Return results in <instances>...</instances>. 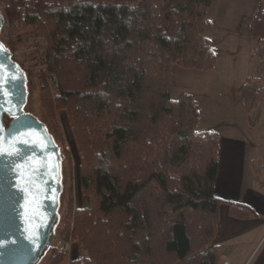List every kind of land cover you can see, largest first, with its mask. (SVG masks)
I'll return each mask as SVG.
<instances>
[{
	"label": "trees",
	"instance_id": "16d2710c",
	"mask_svg": "<svg viewBox=\"0 0 264 264\" xmlns=\"http://www.w3.org/2000/svg\"><path fill=\"white\" fill-rule=\"evenodd\" d=\"M211 3L4 0L8 49L29 29L47 43L46 70L26 72L38 79L46 120L65 110L80 154L82 206L70 189L60 232L78 240L71 264L220 263V137L198 129L191 93L170 95L173 65L208 71L217 63L206 35ZM250 33L252 56L264 58L262 2ZM242 90L248 113L264 104L258 79L248 77ZM226 204L236 218L254 213ZM66 256L58 247L45 264H65Z\"/></svg>",
	"mask_w": 264,
	"mask_h": 264
},
{
	"label": "crops",
	"instance_id": "0c3cea01",
	"mask_svg": "<svg viewBox=\"0 0 264 264\" xmlns=\"http://www.w3.org/2000/svg\"><path fill=\"white\" fill-rule=\"evenodd\" d=\"M250 2L212 0L206 35L218 53L217 63L208 71L173 65L170 87V95L175 97V78L183 76V86L174 87L178 88L175 95L191 93L200 105L198 129L219 134L215 194L224 203L220 206L214 244L221 249L220 262L229 260L232 264H264V121L260 119L264 116L257 111L255 119L250 120L242 90L248 77H257L252 58L256 43L250 33V21L259 0ZM228 7H241L242 17H236L232 10L228 15ZM213 9L217 20L210 18ZM239 22H244L242 28L232 26ZM242 30L246 36L240 41L247 50L241 51V59L236 57L240 51L234 47L233 36ZM216 31L219 36L215 37ZM226 202L247 205L254 213L246 219L236 218L230 215Z\"/></svg>",
	"mask_w": 264,
	"mask_h": 264
},
{
	"label": "water",
	"instance_id": "95a60500",
	"mask_svg": "<svg viewBox=\"0 0 264 264\" xmlns=\"http://www.w3.org/2000/svg\"><path fill=\"white\" fill-rule=\"evenodd\" d=\"M3 27L0 13V264H38L58 222L61 154L25 110L27 77L1 40Z\"/></svg>",
	"mask_w": 264,
	"mask_h": 264
},
{
	"label": "rangeland",
	"instance_id": "374dc122",
	"mask_svg": "<svg viewBox=\"0 0 264 264\" xmlns=\"http://www.w3.org/2000/svg\"><path fill=\"white\" fill-rule=\"evenodd\" d=\"M225 1H232V0H225ZM238 1L240 4L242 2L249 3L250 0H234ZM245 1V2H244ZM263 4L264 0H259V3ZM251 3V2H250ZM3 5L4 0H0V13L3 14ZM259 6V5H258ZM258 9V8H257ZM232 8L228 7L226 9L227 14L229 15ZM241 7H236L232 10L236 17L240 15ZM215 9L210 11V18L217 20L215 18ZM257 12V11H256ZM242 17V16H241ZM4 18V17H3ZM241 22V20H240ZM239 22V23H240ZM229 26V25H227ZM233 27H243L244 22L240 24H233ZM212 31H215L214 29ZM230 34V33H229ZM216 36H219L218 32L216 31ZM246 36L244 34V30L239 32L238 34H234L233 41L234 47L239 50V54L236 53V57H240L241 59L244 56V53L241 51L247 50L245 45L242 44L240 40ZM1 40L6 44V41L1 34ZM7 46V45H6ZM47 43L46 41L38 35V33L33 30L29 29L24 35L21 37L15 38V45L14 47L9 50L11 56H13L16 62L20 65H23V70H25V74L27 77V91H28V98L27 104L25 106V110L33 115L36 119L43 122L46 127L48 128L50 134L53 136L56 144L59 147L60 154H61V173H62V189L59 199V209H58V222L54 229V234L52 237L51 246L47 249L44 256L40 259L38 264H45L52 254L53 250L60 247L63 248V245L70 244L68 249H64L66 252V259L65 264H71L72 261L77 257L78 254V240L70 238L69 241H63L60 238V232L63 226L64 218H65V210L68 206V199H69V192L72 189L73 198H74V206L76 208H80L82 206V190H81V158L78 151V147L76 145L72 128L69 124V120L65 110H56L55 114V122H51L46 120L45 111L42 107L40 95H39V82L38 79L34 76L29 77L26 70H32L34 73H37L41 69L46 70V65L43 64V57L46 51ZM254 63L256 65V69L254 70V74L256 72L257 77L262 85H264V58L253 57ZM183 76H176L174 87L177 85L183 86ZM172 90V94L175 97L173 99H177L176 96V88ZM257 111H260L261 117L264 116V104L258 103L256 107H254L248 114L250 120L253 121L255 116H257ZM264 121V118H260ZM7 121V120H6Z\"/></svg>",
	"mask_w": 264,
	"mask_h": 264
},
{
	"label": "built area",
	"instance_id": "2783aa9c",
	"mask_svg": "<svg viewBox=\"0 0 264 264\" xmlns=\"http://www.w3.org/2000/svg\"><path fill=\"white\" fill-rule=\"evenodd\" d=\"M64 247L62 248L63 250L68 249L70 247V244L63 245ZM219 264H232L229 260H222Z\"/></svg>",
	"mask_w": 264,
	"mask_h": 264
}]
</instances>
